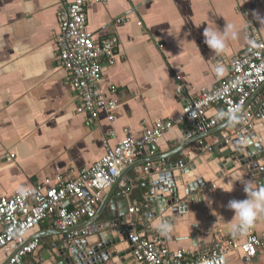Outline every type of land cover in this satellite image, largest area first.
Returning <instances> with one entry per match:
<instances>
[{
  "label": "crops",
  "instance_id": "0c3cea01",
  "mask_svg": "<svg viewBox=\"0 0 264 264\" xmlns=\"http://www.w3.org/2000/svg\"><path fill=\"white\" fill-rule=\"evenodd\" d=\"M85 1L87 30L96 38L114 36L119 41L112 62L102 67L103 89L116 90L115 95L108 97L117 101L115 120L109 122L106 112H100L89 128L84 126V117L76 113L77 101L74 90L65 82L66 73L56 64L54 40L58 33L59 0H0L2 196L10 197L20 192V188L29 190L37 184L55 185L59 178L67 179L70 170L77 173L91 167L104 156L103 143L109 131L116 135L109 142L114 147L126 136L125 130L136 136L144 126L175 120L185 101L216 88L227 75V62L250 45L245 34L247 18L238 11L239 6L247 9L264 41V0ZM118 18L122 21L116 23ZM230 24L236 26L237 38L229 41L226 53L216 55L204 43L202 33L205 28L223 30ZM217 66L220 71L216 70ZM177 86L181 88L179 96L175 92ZM259 100H264V84L249 97L240 113L216 127L184 139L189 126L182 124L159 141L158 152L147 149V145L133 165L121 170L116 184L98 203L93 219L83 218L77 226L66 231L58 230L47 220L32 231L28 241L38 238L40 250L24 258L22 264H32L40 256L48 258L45 264H51L50 257L57 255L54 245L65 244L72 232L78 236L104 224L101 211L114 197L123 208L144 204L142 210L152 208L145 201V195L153 186L144 168L154 164L162 170L163 164L180 163L192 152L198 157V139L215 148L225 141L218 142L222 137L236 138L241 113L249 112L248 106L254 108ZM220 110L215 107L211 115ZM256 143L257 139H253L240 144L245 147ZM10 154L14 159L6 162ZM165 154L171 155L170 159L158 161ZM201 166L204 170L207 168V173L199 172L198 176L205 179L207 188L213 187L214 174L204 160L195 170ZM231 174L238 180L229 193L237 192L236 196L224 198V194V199L219 200L217 192L206 194L202 189L201 202L194 203L192 195L186 197L182 201L186 205L180 214L182 218L168 223L167 227L163 224L158 227L154 219L147 221L144 212L139 221L136 215L127 214V229L130 224H135L138 231L148 238L158 239L169 250L183 251L186 260L206 256L220 238L239 235L231 231V225L237 220L227 207L228 202L245 199L243 185L249 182L253 189L264 188V173L252 176L246 168L228 171L222 181L219 180V185L230 181ZM122 185L127 187L125 194ZM62 207L71 210L72 203ZM91 223L94 225L89 226ZM247 231L264 232V215ZM123 244L129 252L126 257L130 258L131 248ZM122 249V245L117 248L118 251ZM12 253H0V264H5ZM228 261L229 264H264V248L249 263L238 258ZM131 264L135 263L131 261Z\"/></svg>",
  "mask_w": 264,
  "mask_h": 264
},
{
  "label": "built area",
  "instance_id": "2783aa9c",
  "mask_svg": "<svg viewBox=\"0 0 264 264\" xmlns=\"http://www.w3.org/2000/svg\"><path fill=\"white\" fill-rule=\"evenodd\" d=\"M59 2L56 16L58 33L54 40L56 64L66 73L65 82L74 90L76 113L84 117L86 128L97 121L100 112H106L108 121L113 122L117 101L108 97L115 95L116 90L111 88L108 92L103 89L102 67L112 62L119 41L114 36L96 38L87 30L85 0ZM238 11L247 18L245 34L250 39V45L227 62V75L216 88L201 92L194 100L185 101L177 119L144 126L136 136L125 130L126 136L114 147L109 142L116 135L114 131H109L103 143L105 154L91 167L77 173L70 170L67 179L59 178L55 185L37 184L27 190V195L22 196L20 192L10 197L0 195V253L13 252L5 264H22L24 258L40 250L41 241L38 238L28 241V237L43 222L50 220L58 230L66 231L77 226L83 218L93 219L98 203L115 184L121 170L133 165L147 145L162 139L182 124L189 126L183 138L191 139L242 111L249 97L264 84V41L247 9L239 6ZM121 21L122 18H118L116 23ZM138 24L142 26L141 22ZM176 79L180 80V77ZM180 91V86H177L175 92L178 96ZM215 107L221 110L211 115ZM248 108L249 112L241 113L236 133H247L253 128L250 106ZM218 113L224 115L218 118ZM196 144L199 153L214 150L213 144L204 143L201 139ZM13 159L14 155L10 154L6 162ZM143 171L150 176L152 171L160 172V169L150 164ZM122 186V193L125 194L127 187ZM84 190L88 191L89 196ZM154 195L155 191L151 188L145 195V201ZM66 203H72L71 210L62 207ZM144 206L128 208V214L136 215L139 221L143 218ZM127 233L130 259L135 264H229L228 260L232 258L249 263L264 248V232L256 234L247 231L220 238L206 256L190 261L186 260L183 251L169 250L158 239L148 238L138 231L135 224L129 225ZM76 237L77 233H70L68 242Z\"/></svg>",
  "mask_w": 264,
  "mask_h": 264
},
{
  "label": "water",
  "instance_id": "95a60500",
  "mask_svg": "<svg viewBox=\"0 0 264 264\" xmlns=\"http://www.w3.org/2000/svg\"><path fill=\"white\" fill-rule=\"evenodd\" d=\"M250 113L253 128L247 133H236V138L224 141L215 147L212 153H199L197 157L192 152L180 163L167 162L160 172H151L148 177L151 180L155 195L147 201L152 205V208L144 209L147 221L154 219L157 221L158 227H161L162 224L167 227L168 223L172 224L175 220L181 219L182 216L180 214L183 213V209L186 206L182 201L192 195L194 203H200L202 189L205 190L206 194L217 192L219 200L232 195L236 196L237 192L230 194L219 188L226 184L222 183L219 185V180L225 177L227 172L232 169L239 171L242 168H246L252 176L264 173V100H259ZM178 129L174 128L173 130ZM162 139L148 145L147 149L153 148L154 152H158L157 145ZM225 139L226 137H222L219 141ZM253 139H257V143L254 145L243 147L240 144L241 141L246 142ZM196 141H192L190 144ZM168 154L162 155L164 157L158 161L170 159L171 155ZM203 160L207 162L208 168L214 174L216 182L213 181L212 183L216 187L219 185L217 188L214 186L207 188L209 185L205 179L202 176H198L197 173L199 172L202 174L207 173V168L204 170L202 166L195 170L196 166L202 165ZM255 171L258 172L254 173ZM209 175L212 178V175ZM206 178L208 179V177ZM237 180L238 178L231 174L228 182H234L235 184ZM84 191L86 195H89L87 190ZM224 194L226 195L222 198ZM127 214L128 208L126 206L123 208L121 204H118L116 197L112 198L110 204L101 211L104 224L95 226L91 232L78 235L70 242L66 241L65 244L58 243L54 245L57 249V255L50 257V263L131 264V259L126 257L129 252H126V246L123 244L127 243L130 246L126 227ZM93 225L94 223H91L89 226ZM121 245L124 249L118 251L117 248ZM43 257L40 256L32 264H45L48 258Z\"/></svg>",
  "mask_w": 264,
  "mask_h": 264
},
{
  "label": "clouds",
  "instance_id": "9594fccd",
  "mask_svg": "<svg viewBox=\"0 0 264 264\" xmlns=\"http://www.w3.org/2000/svg\"><path fill=\"white\" fill-rule=\"evenodd\" d=\"M204 43L211 49L216 55H223L228 51L229 41L235 40L238 35V30L235 25H226L223 30H212L205 28L203 33ZM217 71H220V67L217 66ZM224 115L218 113V118ZM225 192H231L234 188V182H228L224 186L219 187ZM20 194H29L24 188L19 189ZM243 191L246 194V198L243 200H230L227 207L231 209L236 217L237 222L231 225V231L233 233L244 234L254 224V222L264 215V188L253 189L250 182L243 185Z\"/></svg>",
  "mask_w": 264,
  "mask_h": 264
}]
</instances>
